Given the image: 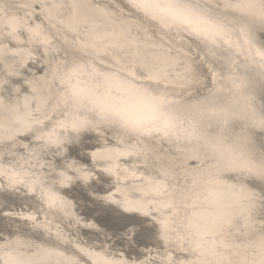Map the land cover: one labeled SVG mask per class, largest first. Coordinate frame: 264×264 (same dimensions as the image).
I'll return each mask as SVG.
<instances>
[{
    "label": "snow or ice",
    "instance_id": "snow-or-ice-1",
    "mask_svg": "<svg viewBox=\"0 0 264 264\" xmlns=\"http://www.w3.org/2000/svg\"><path fill=\"white\" fill-rule=\"evenodd\" d=\"M262 99L264 0H0V183L37 203L0 264H264ZM80 128L91 169L58 156ZM94 170L157 227L138 261L51 207Z\"/></svg>",
    "mask_w": 264,
    "mask_h": 264
},
{
    "label": "water",
    "instance_id": "water-1",
    "mask_svg": "<svg viewBox=\"0 0 264 264\" xmlns=\"http://www.w3.org/2000/svg\"><path fill=\"white\" fill-rule=\"evenodd\" d=\"M37 70L39 71L41 69ZM74 148L75 147L73 145L68 146L65 157L66 159L70 160V158L77 157V151ZM55 162L58 166L61 164V160L59 158H57ZM80 164L86 168H92V162L90 159H84L81 161ZM76 182L77 181H75L69 188L63 189L61 194L73 202V204L75 205L76 212L79 216L82 217L85 223L91 221L95 223L99 229V231L81 229V234L84 235L86 239L91 241V243L96 242L97 244L102 246L107 245L112 250H119V252H121L122 255L127 258H130V256H138V258H140L142 252L139 249L149 247L145 244L138 242L137 240L138 230L140 228H144L142 227L143 225L141 224V226L137 228L136 226L126 223L123 224L120 228H117L113 231L104 230V228L99 226L98 222L94 218L88 216L87 214H83V212L78 209L77 205L75 204V200L72 198L73 193L77 194L84 208H86L89 212L96 213L101 218V220L108 226L117 225L118 221L122 219L130 220L131 216L120 211L117 208L118 206L108 202H104L103 200L99 199L100 196L98 195V192L92 189L91 183L84 185L81 182ZM109 189H111V187H107L106 190ZM142 223H144V221ZM101 233L103 236L101 235ZM126 236H130L131 240L129 241L125 239ZM152 245H154L155 247L158 246V244L156 243Z\"/></svg>",
    "mask_w": 264,
    "mask_h": 264
},
{
    "label": "bare ground",
    "instance_id": "bare-ground-1",
    "mask_svg": "<svg viewBox=\"0 0 264 264\" xmlns=\"http://www.w3.org/2000/svg\"><path fill=\"white\" fill-rule=\"evenodd\" d=\"M37 69H40V68L37 66H33V70L36 71L37 74H39L41 70L38 71ZM75 145L73 146L75 147L74 149L77 151V157L70 158V160H74L78 164H80L81 161L84 159H90V156L88 154L92 151H95L98 147L96 137L93 134L82 135L79 143ZM93 176H94V179L90 180L89 183H91L92 189L98 192V195L100 196V197L98 196L99 199L103 200L102 197L105 196L111 190V189L109 190H106V189L107 187L111 186L112 180L110 177H108L107 175H105L104 173L100 171L96 172L94 170ZM77 182H80V181H77ZM72 198L75 200V204L77 205L78 209L81 212H83V214H87L88 216L94 218L98 222L99 226L104 228V230L113 231V230H116L117 228H120L123 224H126V223L136 226L137 228H139L142 224L143 225L142 227L144 228H140L138 230L137 240L138 242L145 244L149 247H144V249H139L141 252L149 248H155V246L152 244L159 243L157 240V227L151 221L149 217L141 216L138 213H127V212H124L121 208L117 207L120 211L124 212L125 214L130 215L131 219L130 220L122 219L118 221L117 225L108 226L101 220V218L96 213L89 212L86 208H84L83 204L81 203L76 193L72 194ZM36 207H37V203L33 197L24 196V195L22 196L19 194L13 195L7 192H4V193L0 192V208H1L0 209V232H5L9 229V221L3 217L2 213L4 212H31V211L36 210ZM142 220L144 221V223H142L143 222ZM80 236L85 241L91 243V241L86 239V237H84V235H82L81 232H80ZM124 258L128 259L129 261H132V260L138 261L139 259L142 258V256L140 258H138V256H130V258L129 257L127 258L124 256Z\"/></svg>",
    "mask_w": 264,
    "mask_h": 264
},
{
    "label": "clouds",
    "instance_id": "clouds-1",
    "mask_svg": "<svg viewBox=\"0 0 264 264\" xmlns=\"http://www.w3.org/2000/svg\"><path fill=\"white\" fill-rule=\"evenodd\" d=\"M261 103H264V99L258 101ZM70 133V139H66L64 141V147L61 148L60 152L58 153V156H62V155H66L67 152V148L68 146L71 145H75L78 144L82 135L84 134H91V130L88 128H80L77 130H69ZM35 139L41 140L42 137L41 136H37L35 137ZM49 147H51L52 151L56 150V146L54 145H50ZM82 184L87 185L89 182H84V181H80ZM74 182L69 180V179H65L63 177L60 176L59 172L57 171L56 173V183L54 186H51V190L54 192L55 196L57 197L56 203L51 205V207H53L55 210L61 211V212H67L68 215V219L73 220L75 223H77L81 229H88V230H92V231H99L97 225L91 221L85 223L84 220L82 219L81 216L78 215V213L75 210V205L73 204V202L66 198L64 195L61 194L63 189H67L69 188ZM0 192H7L13 195L19 194V195H30V194H25L24 192L20 191L19 189H12L9 188L6 183H0ZM36 198L40 199L41 193L39 191L36 192ZM125 239L127 240H131L130 236H126Z\"/></svg>",
    "mask_w": 264,
    "mask_h": 264
}]
</instances>
